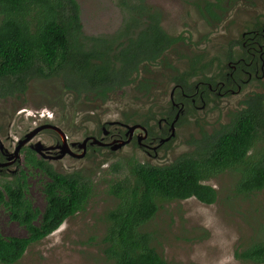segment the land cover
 <instances>
[{
    "label": "rangeland",
    "instance_id": "374dc122",
    "mask_svg": "<svg viewBox=\"0 0 264 264\" xmlns=\"http://www.w3.org/2000/svg\"><path fill=\"white\" fill-rule=\"evenodd\" d=\"M77 2L85 35L113 36L123 26L126 12L119 0ZM144 3L161 12V27L171 36H181L180 43L159 63L142 65L134 84L111 92L106 98L97 97L93 92L77 96L68 91L64 73L30 80L24 95L0 99V138L7 148L13 150L17 140L46 117L55 122L60 120L57 124L64 127L72 141L82 139L84 127L94 129L91 118L106 122L131 115L137 121L155 126L169 110L171 86L165 80L170 66L175 65L180 74L193 73L192 82L200 72L216 74L222 70L232 42L239 40L257 18H264V0H144ZM2 18L0 13V22ZM258 88L252 84L246 94L261 91L262 88ZM241 97L243 94L236 92L229 96L209 95L204 106L199 101L187 105L189 118L177 127L170 146L150 163L146 162L145 154L132 148H125L115 156H107L102 151L99 157L90 156L85 160L67 157L50 162L61 174L77 172L90 180L92 195L84 211L66 219L39 243L30 245L15 264H113L104 256L102 243L107 227L106 214L118 202L110 193V186L131 175L133 159L151 165H168L204 147L199 140L212 130L217 131L219 125L226 122L225 114L234 117V110L241 109L244 98ZM10 170L16 173L0 174V185L21 178L24 172L27 197L35 208L43 210L46 175L27 167L24 153L19 165ZM239 179L235 170L208 179L205 183L214 187L218 194L217 201L211 205L195 198L163 204L146 229L154 234V246L170 264H254L236 254L251 246L264 230V190L251 195L239 193ZM8 215L2 208V235L25 237V228L11 221Z\"/></svg>",
    "mask_w": 264,
    "mask_h": 264
},
{
    "label": "trees",
    "instance_id": "16d2710c",
    "mask_svg": "<svg viewBox=\"0 0 264 264\" xmlns=\"http://www.w3.org/2000/svg\"><path fill=\"white\" fill-rule=\"evenodd\" d=\"M119 5L126 13L117 34L87 36L77 0H0V99L24 95L34 78L61 73L68 91L106 98L133 83L142 64L161 61L182 39L161 27V12L144 0H119ZM189 78L185 72L177 82L187 86ZM247 104L202 149L168 165L131 164V175L110 186L118 202L106 214L102 239L106 259L113 264H170L157 251L154 234L146 226L165 203L195 198L214 204L217 191L205 182L224 171L239 173V193L264 190V93L255 94ZM25 165L48 175L43 187L46 205L40 210L28 200L24 172L1 184L0 208L4 206L10 220L24 227L27 235L6 238L0 231V264L17 263L30 245L84 211L92 195L90 180L77 172L57 173L30 150ZM236 256L264 264V230Z\"/></svg>",
    "mask_w": 264,
    "mask_h": 264
},
{
    "label": "flooded vegetation",
    "instance_id": "af4514ba",
    "mask_svg": "<svg viewBox=\"0 0 264 264\" xmlns=\"http://www.w3.org/2000/svg\"><path fill=\"white\" fill-rule=\"evenodd\" d=\"M144 19H147V17L145 16ZM262 19L263 20H258L257 18L253 25L241 34L239 40L232 42L224 58L222 70L217 71L216 74L213 75L208 71V73L206 72L207 74L200 72L197 76L198 78L192 82L194 76L191 75L193 73L188 72L190 78L188 79L187 86H184L182 83L177 82V79L183 73L180 74L175 65L170 66L167 69L165 80V82L171 86L169 110L157 120L155 126H150L147 121H137L135 116L131 115H125L120 120L106 122H102L100 119L95 121L91 118L92 122H94V129L87 128V126L84 127L83 130L85 131L82 133V139L80 141H72L63 129L64 127L61 128L59 126L61 123L60 120L55 122L49 117H46L43 118V122L34 127L33 130L24 133L21 138L17 140L13 150L7 148L0 138V174L6 172L11 174L16 173V170H10V168L14 165H19L23 153L25 163L26 155L29 150L34 152L37 159L43 160L51 165L50 162L60 161L67 157L85 160L90 156L99 157V153L102 151H104L107 156H115L121 154L125 148H132L145 154L147 156L146 162L150 163L153 159L159 157V153L162 150H166V148L170 146L172 140L176 136L177 127L181 125L185 118H189L187 105H195V103L199 101L202 102L204 106L207 103H204V101L206 99L208 100L209 95L229 96L236 92L238 95L243 94L244 97H241L243 99L240 110L246 108L248 105L247 102H249L255 94L264 93V18ZM181 40L173 46L180 43ZM170 49H168L165 54ZM164 56L162 58H164ZM157 63H159V61L153 64ZM209 65H211V63ZM206 68H208V66ZM191 70H194V67ZM140 71L141 68L139 72ZM203 71H206V69ZM138 74L139 73H135L134 77L136 78ZM134 83L135 81L121 89H117V91L123 90ZM252 84L259 86V90L262 88L261 91L249 92L246 94V90H248V87L252 86ZM82 95L91 94L83 93ZM93 95L98 97L97 94ZM240 110H234L235 114ZM233 119L234 117L232 118L228 113L225 114V126H223L224 124L219 125L217 131L212 130L206 137L202 136V139L199 141L207 146L218 133L232 123ZM57 128L59 130H57ZM36 129L39 130L21 147L19 156L16 157V150L20 142L25 140L27 135ZM1 131L2 129L0 127V134ZM96 140L100 143L96 142ZM122 142L125 143L117 148ZM33 147H40V151H35ZM136 163L141 162L133 159L132 164ZM53 169L57 173H60L54 167ZM33 170L40 171L39 169ZM40 172L43 173L42 171ZM43 174H45L49 180L48 175L46 173ZM2 208L5 210V207L2 206L0 211Z\"/></svg>",
    "mask_w": 264,
    "mask_h": 264
},
{
    "label": "water",
    "instance_id": "95a60500",
    "mask_svg": "<svg viewBox=\"0 0 264 264\" xmlns=\"http://www.w3.org/2000/svg\"><path fill=\"white\" fill-rule=\"evenodd\" d=\"M38 130H39V129H36V130H34L33 132L29 133V134L27 135L26 139L20 142V145H19V147H18L17 150H16V155H15L16 157L19 156V151H20L21 147H22L26 142H28ZM57 130H59V129L57 128ZM96 142L100 143L98 140H96ZM124 143H125V142H122L120 145L117 146V148L121 147ZM33 149H34L35 151H37V152L40 151V147H39V148H34V147H33Z\"/></svg>",
    "mask_w": 264,
    "mask_h": 264
}]
</instances>
